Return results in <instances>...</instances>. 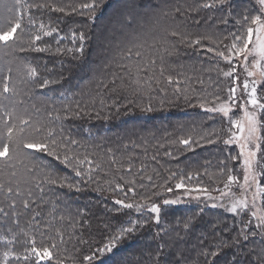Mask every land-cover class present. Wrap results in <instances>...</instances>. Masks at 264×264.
Instances as JSON below:
<instances>
[{
	"label": "trees",
	"instance_id": "trees-1",
	"mask_svg": "<svg viewBox=\"0 0 264 264\" xmlns=\"http://www.w3.org/2000/svg\"><path fill=\"white\" fill-rule=\"evenodd\" d=\"M49 2L64 7L65 12L48 9H42L39 12L33 10L36 18L42 20L45 25L57 29L50 36H43L38 42L40 47L47 50L16 53L19 60L31 63L39 71L37 83L29 86L31 91L24 97L26 103L22 107L28 109L34 120L46 125L52 122L58 139L63 135L77 141L76 145H71L72 149L81 156L86 154L94 162L93 165L82 166L84 170L89 167L93 169L92 179L89 180L86 176L77 177L71 167L62 164L47 153L36 154L41 163L61 177H67L69 182L78 183L82 189L79 192L69 190L67 187L58 189L69 206L65 210L61 205L63 214L75 215L79 211L87 220L83 227L77 224L75 229L67 226L65 222L66 238L67 234L74 233L87 243L73 240L61 245L59 258L63 260V264H73V258L77 264H155L159 246L164 245L165 253L183 252L188 256V264H202L204 258L199 255L200 251L213 250L212 246L221 238L227 239L230 235L239 232L243 222L240 219H230L231 216L224 210L210 208L205 212L189 211L185 210L186 207L181 204H169L166 208L167 216L164 220L160 217L157 223L152 219L151 214L144 212L145 206L142 205L146 204L147 200L142 199V192L137 181L129 175L132 173L130 169L132 163L137 164L141 159L142 152L140 148L138 149L140 143L137 137L146 136V132L140 134L139 122L142 124L153 121L154 123L153 133L147 134L149 137L147 147L151 145L156 148L150 158L151 184L147 185V192L155 191L158 188V181L172 179L171 183H176L180 173H185L187 168L206 167L199 158L197 159L198 152L206 162L209 160L211 165L218 164V161L209 157L206 151L212 147L211 144L198 145L192 150L179 142L175 145L171 144L174 138L185 129L203 132L204 126L196 124L195 120L205 118L208 112L197 104L194 89L200 88V93H203L201 87L205 85V78L200 74V69L209 66L211 60L205 52L207 40L202 38L211 29L214 19L216 20L217 16L223 13L222 10L214 7L189 11L190 8H196L205 0H143L145 4L150 2L159 3L162 7L166 6L165 10L179 6L183 15H178L177 20L171 17L163 19L161 23L168 25V22L172 20L170 27H177V30L185 36V40L181 41L179 37L171 38L175 44V52L172 55H165L163 75L160 74V61L157 59L154 75L151 72L142 75L139 86L133 85L132 88H117L112 91L98 87V82L102 79L107 81L110 79V72L116 70L106 69L104 65L117 56L115 46L110 47L107 39L111 36V21L116 18L115 14L123 9L122 0H105V4L97 9L94 19L90 18L87 9L79 7L80 4L89 0H49ZM12 3L13 0H0V18L7 15L6 6ZM233 5L236 10L242 9L239 0H234ZM73 8L76 11H72ZM152 25L153 21L150 19L140 20L133 25L132 31L142 40H150ZM74 32L77 38L73 37ZM81 32L86 37L83 42L78 39ZM198 38L200 44L190 45V41ZM74 39L75 43H73ZM81 43L84 45L83 53L76 52L75 49ZM58 48L61 49L60 52H57ZM69 48L73 51L68 52ZM8 59L10 57L0 53V68ZM147 76H153V78L147 80ZM168 76H172V82L168 81ZM45 79L50 83L40 87L39 85ZM117 83L119 84V81ZM133 88L141 89L140 93L132 92L143 101L158 104V109L151 112L140 110L139 116L131 120L121 114L122 107L114 111L112 115L104 113L105 109L113 110L110 103L119 104V99L129 95ZM90 102L98 103V106L89 109L86 105ZM77 104L84 109L79 116L71 114L78 110ZM66 105L70 107L71 112L65 111ZM57 114L60 116L59 120L56 119ZM142 114L150 116L146 119L140 116ZM122 131H127L128 134L132 131L129 147L124 146L123 143L118 145L119 140L122 141L120 137ZM147 141L142 145H146ZM126 148L127 157L119 155ZM186 148L187 152L183 150ZM168 149L170 151L166 155ZM191 155L195 161L190 164L188 157ZM227 160H230L229 157L223 156L220 163ZM119 161L126 162L124 169H116ZM97 164L98 168L95 167ZM232 164L236 163L232 162ZM127 165L129 167H126ZM119 172L121 174H118ZM172 173H176V177H171ZM157 175L162 180L157 179ZM198 177L200 175H197ZM131 181L134 183H130ZM117 183L122 186V189L113 190ZM129 188L134 189V193L128 191ZM147 195L150 196V192ZM115 196L117 199L141 205L140 211L137 212L135 209L114 211L121 208L114 203ZM129 219L147 221V224L138 227L136 232L122 239L111 252H98L97 248L103 246L106 238L116 228L128 226ZM185 225L188 227L185 228ZM57 226L60 225L57 224ZM254 226L252 222L250 227L254 228ZM0 251H3L2 244H0ZM236 251L238 249H224L215 259V264H226ZM85 255H92L93 260L83 261ZM52 264H55V261Z\"/></svg>",
	"mask_w": 264,
	"mask_h": 264
},
{
	"label": "snow or ice",
	"instance_id": "snow-or-ice-1",
	"mask_svg": "<svg viewBox=\"0 0 264 264\" xmlns=\"http://www.w3.org/2000/svg\"><path fill=\"white\" fill-rule=\"evenodd\" d=\"M229 0H205L198 4L196 8H190L195 11L198 8L219 7L223 11V6ZM259 9L256 14H245L236 20L240 25L237 32L230 33L231 44L225 45V51H216V55L223 58L230 65L233 58H241L244 71L247 77H255L257 73L261 82H264V0H256ZM123 9L115 14L111 21V36L107 39L108 45L115 46L117 56L104 65L106 69H116L110 72V79L100 80L98 87L115 91L117 88H132L133 85L141 84V76L148 73H155L157 59L160 64V74L164 73L165 55H172L175 52V44L171 38L179 37L181 41L185 36L177 29L161 23L163 19L171 17L173 20L178 15H183L180 7L165 10L159 3L145 4L143 0H122ZM105 4V0H89V2L79 5L81 9H87L90 18H95L97 9ZM42 9L49 11L65 12L64 7L54 5L49 0H13L10 6H6L7 15L0 23V53L10 59L4 61V66L0 68V244L3 245V251H0V264H63L59 258L60 246L70 241L77 240L80 243H87L76 236L74 233L65 232V222L67 226L75 229L77 224L83 227L87 223L84 214L77 212L75 215L63 214L61 205L66 210L69 206L65 201L63 194L58 189L67 187L69 190L81 191L78 183L69 182L67 177H61L47 165L41 163L36 154L47 153L62 164L69 166L75 172L77 177H88L92 179V168L83 169L84 164L93 165L88 156H81L76 153L71 145H76L77 141L70 137L61 135L57 138L56 129L34 120L25 105V96L29 95L30 85L37 83L39 71L31 63L19 60L17 52H44L47 49L40 47L38 42L43 36H50L57 31L56 28L45 25L33 15V10L39 12ZM72 11H76L75 8ZM150 14V15H149ZM229 15L231 8L229 7ZM27 17V21H25ZM152 20L151 39H141L134 33L133 25L140 20ZM223 23H228L227 19ZM73 37L77 38L74 32ZM123 38V39H122ZM227 39V37H225ZM78 39L83 42L86 37L83 32L79 33ZM204 39L212 40L211 36ZM75 43V39L73 40ZM191 44H200V39L189 42ZM213 43H217L213 40ZM222 43V41H221ZM84 45L80 44L75 49L76 52L83 53ZM61 49H57L60 52ZM72 52L73 49H67ZM208 51H214L208 48ZM251 58V59H249ZM235 67L229 71L223 72L225 77L233 76ZM153 76H147L151 80ZM238 79V77L236 78ZM172 76H168V81L172 82ZM119 81V84L117 83ZM159 82V81H157ZM50 83L49 80H43L40 87H45ZM257 83L253 79H245L242 82L243 92L248 96L247 104L253 108L264 109V103L257 98ZM23 85V87H21ZM111 86V87H110ZM136 89L133 88V91ZM228 100L221 101L217 95L215 100L221 101L218 106L208 109L212 112L222 113L225 117L229 116V101L235 103L237 87L228 89ZM204 107V104L200 105ZM77 111L71 112L69 106H65L66 112L79 116L84 111L77 104ZM242 118L231 119V125L237 129L225 144L240 143V156L244 160L243 184L239 185L242 190H247L251 184H256V192L253 193L252 201L242 194L239 199H234L228 211L237 213L248 210L251 213V219L244 224L239 232L230 235L227 239L221 238L218 243L212 246L213 250L202 249L199 253L204 259L202 264H215V259L224 249H238L233 252L231 259L226 264H264V206L258 207L257 198L264 194V187H261L256 181V173L253 171V162L257 151L260 150L261 137L258 133V121L255 113L248 110L245 106ZM51 115V114H49ZM56 119L60 116L57 114ZM62 131V130H61ZM231 131V129L229 130ZM245 132L247 133L245 135ZM204 139V137H201ZM207 143H214L212 139H207ZM180 144L192 147L191 138L181 139ZM251 146H254L251 147ZM233 160L237 157H232ZM99 167V165H95ZM223 171V170H222ZM227 175V182L224 187L231 191L234 183H239L238 177ZM171 177H176L172 173ZM192 178L191 174L187 177ZM151 177H149V180ZM185 177L180 176L175 184L176 189H188L184 183ZM111 183V182H109ZM130 183H134L131 181ZM163 187V186H161ZM122 189L120 184L115 185V189ZM172 192L171 187L165 189ZM200 192H207L205 188L197 189ZM128 191L134 193V189ZM228 193L221 191V196ZM155 195V193H153ZM127 196V193H125ZM211 198V197H209ZM142 199H145L142 197ZM178 200H165V204L178 203ZM121 208L114 209L120 212L122 209H135L140 211L141 205L135 202L125 203L122 199L114 202ZM215 206V205H214ZM149 211L154 213V219L159 223L160 207L155 203L151 204ZM253 220L256 221L253 230ZM128 226L118 227L106 238L102 247L97 248L98 252H111L118 243L137 231L138 227H143L147 221L140 222L128 220ZM59 224L60 226H57ZM107 227V225H105ZM188 225H185L187 228ZM203 243V241H201ZM164 245H160L156 253L155 264H188V256L183 252L173 251L165 253ZM171 247V246H169ZM79 251V249H77ZM211 257V259H209ZM92 255H85L83 261H92ZM73 264H77L73 258Z\"/></svg>",
	"mask_w": 264,
	"mask_h": 264
},
{
	"label": "rangeland",
	"instance_id": "rangeland-1",
	"mask_svg": "<svg viewBox=\"0 0 264 264\" xmlns=\"http://www.w3.org/2000/svg\"><path fill=\"white\" fill-rule=\"evenodd\" d=\"M234 0H229L227 4L223 6L224 11L223 13L219 14L214 19V24L212 25L211 29L208 31L207 35L204 37L211 36L212 40H207L205 48L207 54L209 55V59L211 60L208 64L209 66L203 67L200 69V74L204 75L205 85L202 88V92L200 93L201 89L197 88L194 89L195 95H197L196 102L198 105L204 104V107H201L202 109H205L208 113L205 118L197 119L195 120L196 124L203 125L204 129L203 132L193 131L189 129H185L180 135L176 136L174 138V141L171 145L177 144L181 139L191 138L192 141H196L198 143H193L190 150L194 149L195 146H202L205 144H211V148L206 150L208 152V156L212 157V159H215L218 161V164L211 165L210 161L206 162L205 158L202 157V155L198 152L197 159L199 158L206 167H197L189 169L187 168L185 173H180V176H184L185 180L184 183L187 186L188 189H191V191H188L186 189H176L175 188V182H172V179H168V181H158V188L155 191H148L146 190L147 185L151 184V179L149 180L150 176V158L151 155L155 153V149L153 146H148V139L147 137L148 133H153L152 129L154 127L153 121L150 122H144L140 123L139 132L142 134L143 132H146V136L141 135V137H137L138 142L140 145L138 146V149H141V159L137 164H133L130 167L132 170V173H128L129 177L131 176L133 179L137 181V185H139L141 189V196L147 200L146 204L142 205L145 206L144 212L151 214V217L153 220L155 214L149 211V208L151 204L155 203L160 207V214L159 218L162 217L163 220L167 216L166 209L169 204H181V206H185V210H195V211H201L205 212L208 211L210 208H215L218 210H224L225 213H228L231 217L230 219H240V221L243 222L242 226L244 224H247V222L251 219V213L248 210L239 211L237 213H232L228 211V209L231 207V204L234 199H239L242 194L246 196L251 203L253 193L256 192V184H251V187L247 188V190H242L239 185L243 184V176H244V163H243V156H240V143L243 141L241 140L240 143H231V144H225L224 141L229 139L233 132H237V129L234 128L229 118L231 119H239L243 117V110L246 106L249 111L254 112L256 119L258 121V135L261 137L260 140V150L256 153L255 161L253 162V171L257 174L256 175V181L259 183L261 187H264V109L260 108H253L250 104H247L248 96L243 92L242 82L245 79H248L249 81L255 79L258 81L257 83V98L260 100L261 103H264V82L260 81L259 74L255 77H247L246 72L244 71V68L242 65L241 58H233V62L230 65L228 62H226L223 58L216 55L215 50L219 51H225V45L231 44V36L230 33L237 32L238 29H240V25L236 23V20L241 18L245 14H256L259 5L257 4L256 0H239L240 4H242V9L236 10L235 6H232ZM120 6V5H119ZM123 6V5H121ZM179 7V6H178ZM229 7L231 8V15L228 14ZM220 10V8L218 7ZM190 11V10H189ZM192 12V11H191ZM216 15V13H215ZM176 18L175 20H177ZM227 19L228 23H223V20ZM168 26H172V20L168 22ZM207 26V25H206ZM225 27V28H224ZM173 29H177L173 28ZM227 37V39L225 38ZM213 40H215L217 43H213ZM222 41V43H221ZM208 48H213L214 51H208ZM251 59V58H249ZM235 67L236 71L233 73V76L231 77H225L223 75V72L229 71L230 68ZM238 77V79H236ZM237 87L236 92V99L235 103H232L229 101L230 105V112L229 116L225 117L222 113L219 112H212L208 109L218 106L221 101L228 100L229 92L228 89L230 87ZM140 90H131V93L129 95H126L123 99H119V104H112L110 103V106L113 107V110L111 109H105L104 113L107 112L109 115H112L114 111L119 110L121 107V114L131 120L135 117H138V113L140 110L151 112L156 111L158 109V104L154 102L149 101H143L141 97H138L133 92L140 93ZM133 91V92H132ZM139 95V94H138ZM219 95L221 97V101L215 100V97ZM118 99V98H117ZM130 103H126L129 102ZM128 104V105H126ZM98 106V103L90 102L86 105L89 109H94ZM117 116V115H115ZM143 118H148L150 115L142 114L140 115ZM121 117V115H119ZM214 121V122H213ZM136 123V122H135ZM47 125L52 126V122L48 123ZM127 127V126H125ZM130 127V126H128ZM231 129V131H229ZM133 130V129H132ZM127 132V131H126ZM125 131L120 132L121 133V140H119V144L123 143L124 146L129 147L132 137V131L126 133ZM150 134V135H151ZM247 133L245 132V135ZM149 135V136H150ZM201 137H204V139H201ZM207 139H212L215 142L214 143H207ZM142 140V141H141ZM147 141L146 145H142L143 142ZM185 146V145H184ZM227 146V148H226ZM188 147V146H185ZM254 148V146H251ZM176 150V149H175ZM182 150V149H181ZM187 152V148L183 149ZM169 149L166 152V155L169 154ZM121 153V154H120ZM119 155H122L124 157H127V148L123 149ZM164 154V151H162ZM173 156V155H172ZM171 156V157H172ZM223 156L229 157L230 160H227L224 163L222 162ZM231 156V157H230ZM154 157V156H153ZM169 157V159H172ZM232 157H237V159L233 160ZM189 158V163H193L194 157L191 155ZM198 161V160H197ZM232 162H235L236 164L233 165ZM126 162H120L117 164L116 169H124ZM233 165V166H232ZM126 167H129L127 165ZM229 169L231 170L232 175H235L238 177L239 183H234L231 186V191L226 189L224 187V184L227 182V175L229 174ZM223 170V171H222ZM118 174H121L119 172ZM191 174V179L189 180L187 177ZM197 175H200V177L197 178ZM157 179L162 180L158 175L156 176ZM179 179V178H178ZM174 180V179H173ZM177 182V181H176ZM170 183V184H169ZM163 186V187H161ZM167 187H171L173 189L172 192H168L165 189ZM199 188H205L207 189V192H200L197 189ZM221 191L227 192L228 194L226 196H221ZM150 192V196L147 195V193ZM155 193V195H153ZM211 197V198H209ZM113 199L117 200V196H115ZM119 199V198H118ZM144 200V201H145ZM174 201L178 200V203H169L165 204L164 201ZM125 203H128L125 201ZM256 204L258 207L264 206V194H261L257 200ZM215 205V206H214ZM165 207V208H164ZM162 213V216H161ZM253 223L255 225L256 221L253 220ZM253 230H256L255 227L252 228Z\"/></svg>",
	"mask_w": 264,
	"mask_h": 264
}]
</instances>
